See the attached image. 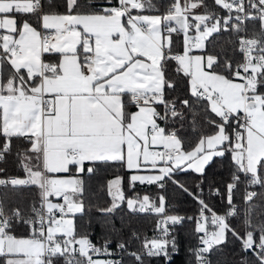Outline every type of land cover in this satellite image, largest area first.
Segmentation results:
<instances>
[{"label": "snow or ice", "instance_id": "obj_1", "mask_svg": "<svg viewBox=\"0 0 264 264\" xmlns=\"http://www.w3.org/2000/svg\"><path fill=\"white\" fill-rule=\"evenodd\" d=\"M0 264H264V0H0Z\"/></svg>", "mask_w": 264, "mask_h": 264}]
</instances>
